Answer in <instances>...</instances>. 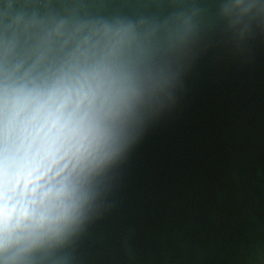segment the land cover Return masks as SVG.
<instances>
[{
  "label": "water",
  "instance_id": "1",
  "mask_svg": "<svg viewBox=\"0 0 264 264\" xmlns=\"http://www.w3.org/2000/svg\"><path fill=\"white\" fill-rule=\"evenodd\" d=\"M131 25L144 96L82 224L24 264H264V0H0V41Z\"/></svg>",
  "mask_w": 264,
  "mask_h": 264
},
{
  "label": "clouds",
  "instance_id": "2",
  "mask_svg": "<svg viewBox=\"0 0 264 264\" xmlns=\"http://www.w3.org/2000/svg\"><path fill=\"white\" fill-rule=\"evenodd\" d=\"M139 53L130 24L0 41V264L82 224L143 99Z\"/></svg>",
  "mask_w": 264,
  "mask_h": 264
}]
</instances>
